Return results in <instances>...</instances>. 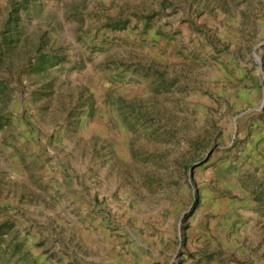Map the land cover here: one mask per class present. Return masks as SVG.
<instances>
[{"label": "rangeland", "instance_id": "obj_1", "mask_svg": "<svg viewBox=\"0 0 264 264\" xmlns=\"http://www.w3.org/2000/svg\"><path fill=\"white\" fill-rule=\"evenodd\" d=\"M0 264H264V0H0Z\"/></svg>", "mask_w": 264, "mask_h": 264}]
</instances>
